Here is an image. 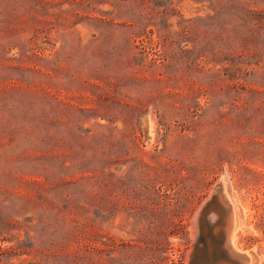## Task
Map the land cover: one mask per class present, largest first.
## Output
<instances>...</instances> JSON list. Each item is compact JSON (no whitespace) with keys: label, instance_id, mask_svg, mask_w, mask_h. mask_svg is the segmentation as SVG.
I'll return each instance as SVG.
<instances>
[{"label":"rangeland","instance_id":"rangeland-1","mask_svg":"<svg viewBox=\"0 0 264 264\" xmlns=\"http://www.w3.org/2000/svg\"><path fill=\"white\" fill-rule=\"evenodd\" d=\"M221 186L264 264V0H0L13 261L188 264Z\"/></svg>","mask_w":264,"mask_h":264},{"label":"bare ground","instance_id":"bare-ground-1","mask_svg":"<svg viewBox=\"0 0 264 264\" xmlns=\"http://www.w3.org/2000/svg\"><path fill=\"white\" fill-rule=\"evenodd\" d=\"M222 192H223L222 186H221V193L218 194V191H216V188L214 189V191H212L211 194L213 193L216 194L215 196L216 200H213L212 198V201H214L212 206L207 207L206 212L204 213L201 221L199 222L198 230L199 232L203 231V239L205 237V241L203 240L202 244L203 245L206 244L208 248L200 246L199 241H198V236H197V228H196L195 223L193 222V218L195 216L191 220L192 222H191L190 230H189L190 235L193 240V243L194 244L197 243V246H198L194 251V255L198 259V254L200 253L199 254L200 259L198 260L200 264H254L253 255L251 253L249 252L241 253L239 251L236 252L237 248L234 243V234L236 231H238L237 229L240 228L239 227L240 222H239V218L236 217V213L233 211L232 206L230 205L229 201H227V199L225 198L224 196L225 194L223 195L224 192L223 193ZM216 204H219L220 207H222L221 212H223L224 214V216L221 217V220L218 224V231L220 232L221 236L218 239H217L218 237L217 236L215 239L217 243L216 244L217 247L214 244L215 242L213 243V240H212L213 234L210 231L211 226L209 223L210 216L215 214L217 210ZM213 217H215V215ZM192 250L193 249H191L187 255V263L189 262L190 256L193 255ZM223 259H226V260L224 261Z\"/></svg>","mask_w":264,"mask_h":264},{"label":"trees","instance_id":"trees-1","mask_svg":"<svg viewBox=\"0 0 264 264\" xmlns=\"http://www.w3.org/2000/svg\"><path fill=\"white\" fill-rule=\"evenodd\" d=\"M8 225L13 226L9 221ZM5 238L0 239V242L3 243ZM28 254L23 251V244L16 241L15 244L3 245L0 244V264H31L24 263L23 261L15 262L14 259H18L20 256Z\"/></svg>","mask_w":264,"mask_h":264},{"label":"water","instance_id":"water-1","mask_svg":"<svg viewBox=\"0 0 264 264\" xmlns=\"http://www.w3.org/2000/svg\"><path fill=\"white\" fill-rule=\"evenodd\" d=\"M214 194V193H213ZM211 194V195H209L208 197H207V199L203 202V204L200 206V208L195 212L196 213V215H195V213H194V215H193V222L195 223V225H196V228H197V236H198V241H199V244H200V246L201 247H206V248H208L207 247V245L206 244H202V241L204 240L205 241V237H204V239H203V231H201V232H199V230H198V228H199V222L201 221V219H202V216L204 215V213L206 212V210H207V207H210V206H212V204H213V202L214 201H212V198H213V200H216L215 199V196H216V194ZM198 246H197V243H196V245H195V247L193 248V250H192V253H193V255H191L190 256V259H189V262H188V264H200V262L198 261L199 259H200V257H199V254H198V259H197V257H195V255H194V251H195V249L197 248ZM205 261H206V259H205Z\"/></svg>","mask_w":264,"mask_h":264}]
</instances>
